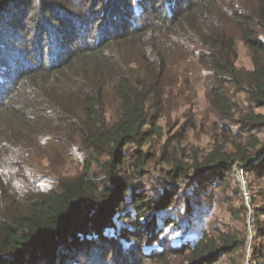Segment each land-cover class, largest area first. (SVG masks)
<instances>
[{"label":"trees","instance_id":"trees-1","mask_svg":"<svg viewBox=\"0 0 264 264\" xmlns=\"http://www.w3.org/2000/svg\"><path fill=\"white\" fill-rule=\"evenodd\" d=\"M189 65L223 137L190 164L163 145L165 184L189 183L151 194L139 179ZM47 139L95 155L45 187ZM218 199L238 227L208 226ZM225 261L264 264V0H0V264Z\"/></svg>","mask_w":264,"mask_h":264},{"label":"rangeland","instance_id":"rangeland-1","mask_svg":"<svg viewBox=\"0 0 264 264\" xmlns=\"http://www.w3.org/2000/svg\"><path fill=\"white\" fill-rule=\"evenodd\" d=\"M37 24L38 22H34L31 30L27 33H34V26L37 27ZM237 65L245 69L251 67L248 51L242 44L238 46ZM187 71L189 78L187 77V80L183 82L181 80L179 85L174 89L176 92L175 99L166 101L165 115L160 120L161 136L155 139V146L151 150L154 161L147 164V167L144 168L146 173L139 179L151 194L157 193V189H162L165 185L182 189L189 183L188 180L181 179L177 185L165 184L164 177L170 171L171 165L169 162H159L163 152V145H165L166 158L172 164L176 163L175 159H178L181 163L187 162L190 164L192 163V155L198 154L201 157L211 148L214 138L218 137L220 139L223 137L219 129L223 121L208 106L206 87L209 78L205 70L195 65H189ZM107 95L108 97L105 100L107 116L113 118L117 108V99L112 93H108ZM41 149V154H38L39 156L36 155L33 160V174L38 178L43 177L45 179L44 181L46 182L42 184L45 187L56 181L57 178L71 177L80 173L85 161H88L90 156L94 157L95 155L90 154L88 156L76 141L62 146L47 139L41 146ZM44 153L45 155L43 156ZM237 173L242 175L240 169L235 171V176L237 181L242 183L237 177ZM243 180V182H246L244 178ZM259 181L263 183V180ZM257 183L258 181H252L254 189H257ZM228 209L229 206L227 204L219 199L215 200L213 216L207 220L208 226L222 229L224 224H232L238 227L240 224L229 216ZM249 251L250 249H246L247 255ZM224 264H227V262L225 261Z\"/></svg>","mask_w":264,"mask_h":264},{"label":"water","instance_id":"water-1","mask_svg":"<svg viewBox=\"0 0 264 264\" xmlns=\"http://www.w3.org/2000/svg\"><path fill=\"white\" fill-rule=\"evenodd\" d=\"M237 177L240 179V181H242V184L244 183L243 181V177L240 173H237ZM250 239H251V230L249 232V236H248V239H247V242H246V249L249 250L250 249ZM247 264V263H246Z\"/></svg>","mask_w":264,"mask_h":264},{"label":"built area","instance_id":"built-area-1","mask_svg":"<svg viewBox=\"0 0 264 264\" xmlns=\"http://www.w3.org/2000/svg\"><path fill=\"white\" fill-rule=\"evenodd\" d=\"M240 172H242V170L240 169ZM244 196H245V199L248 201L249 199V194H248V191L244 188ZM251 221V218L249 219V223Z\"/></svg>","mask_w":264,"mask_h":264}]
</instances>
